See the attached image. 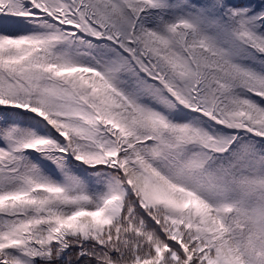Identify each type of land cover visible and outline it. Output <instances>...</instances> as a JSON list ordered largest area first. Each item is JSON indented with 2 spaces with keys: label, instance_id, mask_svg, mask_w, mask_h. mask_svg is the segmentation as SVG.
Wrapping results in <instances>:
<instances>
[{
  "label": "snow or ice",
  "instance_id": "obj_1",
  "mask_svg": "<svg viewBox=\"0 0 264 264\" xmlns=\"http://www.w3.org/2000/svg\"><path fill=\"white\" fill-rule=\"evenodd\" d=\"M0 264H264V0H0Z\"/></svg>",
  "mask_w": 264,
  "mask_h": 264
}]
</instances>
